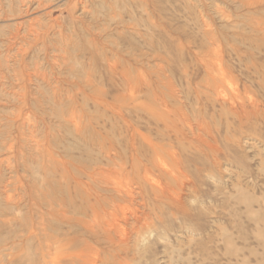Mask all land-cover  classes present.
<instances>
[{"label": "rangeland", "instance_id": "1", "mask_svg": "<svg viewBox=\"0 0 264 264\" xmlns=\"http://www.w3.org/2000/svg\"><path fill=\"white\" fill-rule=\"evenodd\" d=\"M40 1L0 0V263L264 264V0Z\"/></svg>", "mask_w": 264, "mask_h": 264}, {"label": "bare ground", "instance_id": "2", "mask_svg": "<svg viewBox=\"0 0 264 264\" xmlns=\"http://www.w3.org/2000/svg\"><path fill=\"white\" fill-rule=\"evenodd\" d=\"M27 1V0H26ZM40 1V0H39ZM109 1V0H108ZM136 1V0H135ZM205 1V0H204ZM41 2V1H40ZM73 2V1H72ZM117 2V1H116ZM138 2V1H137ZM251 2V1H250ZM263 2V1H262ZM48 3V2H47ZM50 3V2H49ZM23 4V3H22ZM62 4H63V2H62ZM65 4V3H64ZM184 4V3H183ZM182 4V5H183ZM194 4V3H193ZM205 4V3H204ZM71 5V4H70ZM75 5V4H74ZM83 6H84V4H82ZM61 6V5H60ZM81 6V5H80ZM189 6V5H188ZM218 6H220V5H218ZM247 6H249V5H247ZM43 7V6H42ZM158 7V6H157ZM84 8V7H83ZM162 8V7H161ZM55 9V8H54ZM91 9V8H90ZM40 10V9H39ZM84 10V9H83ZM89 10V9H88ZM165 10V9H164ZM188 10H190V9H188ZM222 10V9H221ZM247 10H248V8H247ZM51 11V10H50ZM49 11V12H50ZM68 11V10H67ZM119 11V10H118ZM196 11V10H195ZM207 11V10H206ZM223 11V10H222ZM23 12V11H22ZM129 12V11H128ZM131 12V11H130ZM191 12V11H190ZM216 12V11H215ZM46 13V12H45ZM144 13V12H143ZM160 13V12H159ZM163 13V12H162ZM192 13V12H191ZM238 13V12H237ZM245 13V12H244ZM262 13V12H261ZM26 14V13H25ZM204 14V13H203ZM239 14V13H238ZM126 15V14H125ZM249 15V14H248ZM252 15V14H251ZM254 15H256V14H254ZM155 16V15H154ZM201 16V15H200ZM100 17H102L101 15H100ZM207 17V16H206ZM226 17V16H225ZM143 18V17H142ZM158 18V17H157ZM167 18V17H166ZM175 18V17H174ZM214 18V17H213ZM7 19V18H6ZM23 19V18H22ZM226 19V18H225ZM262 19V18H261ZM227 20V19H226ZM114 21V20H113ZM126 21V20H125ZM242 21V20H241ZM37 22V21H36ZM188 22V21H187ZM205 22V21H204ZM246 22V21H245ZM61 23V22H60ZM151 23V22H150ZM215 23V22H214ZM221 23V22H220ZM15 24V23H14ZM210 24V23H209ZM230 25V24H229ZM20 26V25H19ZM22 26V25H21ZM129 26V25H128ZM133 26V25H132ZM211 26V25H210ZM26 27V26H25ZM115 27V26H114ZM235 27V26H234ZM256 27V26H255ZM138 28V27H137ZM162 28V27H161ZM193 28V27H192ZM262 28H263V26H262ZM17 29V28H16ZM19 29V28H18ZM166 29V28H165ZM216 29V28H215ZM226 29V28H225ZM75 30V29H74ZM91 30V29H90ZM208 30V29H207ZM234 30V29H233ZM248 30V29H247ZM250 30V29H249ZM11 31V30H10ZM65 31V30H64ZM177 31V30H176ZM21 32V31H20ZM169 32V31H168ZM119 33V32H118ZM143 32H141V34H142ZM27 34V33H26ZM29 34V33H28ZM165 34V33H164ZM200 34V33H199ZM120 35V34H119ZM145 35V34H144ZM237 35V34H236ZM253 35V34H252ZM84 36V35H83ZM98 36V35H97ZM100 36V35H99ZM191 36V35H190ZM209 36V35H208ZM21 37V36H20ZM99 38V37H98ZM191 38V37H190ZM116 39V38H115ZM114 39V40H115ZM133 39V38H132ZM166 39V38H165ZM249 39V38H248ZM9 41H11V40H9ZM100 41V40H99ZM177 41V40H176ZM187 41V40H186ZM199 41V40H198ZM204 41H205V39H204ZM14 42V41H13ZM145 42V41H144ZM169 42H170V40H169ZM200 42V41H199ZM250 42V41H249ZM55 43V42H54ZM156 43V42H155ZM201 43V42H200ZM205 43V42H204ZM72 44V43H71ZM220 44V43H219ZM245 44V43H244ZM24 45V44H23ZM41 45V44H40ZM39 45V46H40ZM169 45V44H168ZM248 45V44H247ZM126 46V45H125ZM130 46V45H129ZM148 46V45H147ZM161 46H162V43H161ZM74 47V46H73ZM83 47V46H82ZM134 47V46H133ZM171 47V46H170ZM182 47V46H181ZM135 48V47H134ZM99 49H100V47H99ZM174 49V48H173ZM19 50V49H18ZM132 50H134V49H132ZM160 50V49H159ZM116 51V50H115ZM128 51V50H127ZM145 51V50H144ZM164 51V50H163ZM166 51V50H165ZM196 51V50H195ZM201 51V50H200ZM246 51V50H245ZM97 52V51H96ZM105 52H107L106 50H105ZM117 52V51H116ZM126 52V51H125ZM141 52V51H140ZM139 52V53H140ZM177 52V51H176ZM250 52V51H249ZM252 52V51H251ZM173 53V52H172ZM197 53V52H196ZM208 53V52H207ZM68 54V53H67ZM76 54V53H75ZM128 54V53H127ZM153 54V53H152ZM191 54V53H190ZM240 54V53H239ZM143 55V54H142ZM156 55V54H155ZM167 55V54H166ZM169 55V54H168ZM206 55V54H205ZM101 56H103V55H101ZM108 56V55H107ZM149 56V55H148ZM143 57H144V55H143ZM159 57V56H158ZM108 58V57H107ZM131 58V57H130ZM160 58V57H159ZM177 58V57H176ZM203 58V57H202ZM109 59V58H108ZM204 59V58H203ZM241 59V58H240ZM114 60V59H113ZM122 60V59H121ZM124 60V59H123ZM145 60V59H144ZM148 60V59H147ZM160 60V59H159ZM200 60V59H199ZM229 60V59H228ZM127 61V60H126ZM192 61H194V60H192ZM55 62V61H54ZM66 62V61H65ZM96 62V61H95ZM111 62V61H110ZM137 62V61H136ZM116 63V62H115ZM195 63V62H194ZM210 63V62H209ZM166 64V63H165ZM206 64V63H205ZM249 64V63H248ZM125 65V64H124ZM144 65V64H143ZM215 65V64H214ZM197 66V65H196ZM134 67H136V66H134ZM212 67H213V65H212ZM197 68V67H196ZM205 68V67H204ZM261 68V67H260ZM97 69V68H96ZM119 69V68H118ZM199 69V68H198ZM64 70V69H63ZM209 70V69H208ZM242 70V69H241ZM240 71V70H239ZM34 72V71H33ZM60 72V71H59ZM104 72V71H103ZM47 73V72H46ZM205 73V72H204ZM208 73V72H207ZM210 73V72H209ZM67 74V73H66ZM93 74V73H92ZM202 74H203V72H202ZM35 75V74H34ZM58 74H56V76H57ZM108 75V74H107ZM110 75V74H109ZM60 76H62V75H60ZM208 76V75H207ZM251 76V75H250ZM109 77H111V76H109ZM128 77V76H127ZM113 78V77H112ZM111 78V79H112ZM125 78V77H124ZM135 78V77H134ZM209 78V77H208ZM248 78V77H247ZM74 79V78H73ZM108 79V78H107ZM245 79V78H244ZM243 79V80H244ZM255 79H256V77H255ZM90 80V79H89ZM97 80V79H96ZM104 80V79H103ZM62 81V80H61ZM81 81V80H80ZM79 81V82H80ZM109 81V80H108ZM133 81V80H132ZM137 81V80H136ZM232 81V80H231ZM48 82V81H47ZM71 82V81H70ZM86 82V81H85ZM139 82V81H138ZM243 82V81H242ZM87 83V82H86ZM61 84V83H60ZM91 84V83H90ZM95 84H97V83H95ZM218 84V83H217ZM216 84V85H217ZM59 85V84H58ZM92 85V84H91ZM134 85H136V84H134ZM239 86V85H238ZM246 86V85H245ZM252 86V85H251ZM64 88V87H63ZM128 88V87H127ZM134 88V87H133ZM211 88V87H210ZM82 89V88H81ZM84 89V88H83ZM125 90V89H124ZM218 90V89H217ZM237 90V89H236ZM239 90V89H238ZM73 91V90H72ZM220 91V90H219ZM56 92V91H55ZM94 92V91H93ZM101 92V91H100ZM226 92V91H225ZM60 93V92H59ZM74 93V92H73ZM96 94H98V93H96ZM214 94V93H213ZM223 94V93H222ZM65 95V94H64ZM106 95V94H105ZM254 95V94H253ZM89 96V95H88ZM96 96V95H95ZM59 97V96H58ZM73 97V96H72ZM257 97V96H256ZM70 98V97H69ZM224 98V97H223ZM227 98V97H226ZM237 98V97H236ZM64 99V98H63ZM130 99V98H129ZM207 99V98H206ZM243 99V98H242ZM76 100V99H75ZM250 100V99H249ZM66 102V101H65ZM96 102V101H95ZM115 102V101H114ZM131 102V101H130ZM168 102V101H167ZM207 102V101H206ZM210 102V101H209ZM129 103V102H128ZM229 103V102H228ZM108 104V103H107ZM135 104V103H134ZM193 104V103H192ZM220 104V103H219ZM235 104V103H234ZM112 105V104H111ZM120 105V104H119ZM171 105V104H170ZM77 106V105H76ZM103 106H105V105H103ZM122 106V105H121ZM130 106V105H129ZM140 106H141V104H140ZM143 106V105H142ZM225 106H227V105H225ZM175 107V106H174ZM191 107V106H190ZM121 108V107H120ZM135 108V107H134ZM166 108V107H165ZM217 108H219V107H217ZM227 108V107H226ZM233 108V107H232ZM105 109V108H104ZM130 109V108H129ZM141 109V108H140ZM145 109V108H144ZM176 109V108H175ZM263 109V108H262ZM57 110V109H56ZM163 110V109H162ZM178 111V110H177ZM24 112V111H23ZM128 112V111H127ZM142 112V111H141ZM204 112V111H203ZM153 113V112H152ZM163 113V112H162ZM168 113V112H167ZM180 113V112H179ZM184 113V112H183ZM24 114V113H23ZM28 114V113H27ZM41 114V113H40ZM131 114V113H130ZM241 114H242V112H241ZM88 115V114H87ZM152 116H153V114H152ZM170 116V115H169ZM250 116V115H249ZM131 117V116H130ZM174 117V116H173ZM182 117V116H181ZM58 118V117H57ZM163 118H164V115H163ZM186 118V117H185ZM246 118V117H245ZM256 118V117H255ZM61 119V118H60ZM59 119V120H60ZM79 119V118H78ZM167 119V118H166ZM214 119V118H213ZM67 120V119H66ZM71 120V119H70ZM228 120V119H227ZM263 120V119H262ZM27 121V120H26ZM82 121V120H81ZM122 121V120H121ZM124 121V120H123ZM126 121V120H125ZM165 121V120H164ZM181 121V120H180ZM226 121V120H225ZM11 122V121H10ZM90 122V121H89ZM177 122H179V121H177ZM184 122V121H183ZM243 122V121H242ZM245 122V121H244ZM29 123V122H28ZM42 123V122H41ZM140 123V122H139ZM171 123V122H170ZM201 123V122H200ZM232 123V122H231ZM11 124V123H10ZM66 124V123H65ZM87 124V123H86ZM164 124V123H163ZM181 124V123H180ZM194 124V123H193ZM244 124H246V122L244 123ZM263 124V123H262ZM26 125V124H25ZM77 125V124H76ZM133 125V124H132ZM157 125V124H156ZM169 125V124H168ZM35 126V125H34ZM136 126V125H135ZM180 126V125H179ZM203 126V125H202ZM201 126V127H202ZM209 126V125H208ZM249 126V125H248ZM247 126V127H248ZM258 126V125H257ZM162 127V126H161ZM166 127V126H165ZM170 127H172V126H170ZM181 127V126H180ZM80 128V127H79ZM163 128V127H162ZM103 129V128H102ZM188 129V128H187ZM229 129H230V127H229ZM245 129V128H244ZM252 129V128H251ZM262 129V128H261ZM260 129V130H261ZM9 130V129H8ZM135 130V129H134ZM142 130V129H141ZM159 130V129H158ZM167 130V129H166ZM206 131V130H205ZM143 132H145V131H143ZM156 132V131H155ZM177 132V131H176ZM225 132V131H224ZM240 132V131H239ZM252 132V131H251ZM10 133V132H9ZM106 133V132H105ZM163 133V132H162ZM179 133V132H178ZM81 134V133H80ZM257 134V133H256ZM8 135V134H7ZM166 135V134H165ZM238 135V134H237ZM102 136V135H101ZM148 136V135H147ZM168 136H170L169 134H168ZM175 136V135H174ZM184 136V135H183ZM211 136V135H210ZM225 136V135H224ZM223 136V137H224ZM258 136H260V135H258ZM110 137V136H109ZM117 137V136H116ZM121 137V136H120ZM153 137V136H152ZM177 137V136H176ZM213 137V136H212ZM104 138V137H103ZM113 138V137H112ZM112 138H110V139H112ZM151 138V137H150ZM178 138H179V136H178ZM93 139V138H92ZM135 139V138H134ZM138 139V138H137ZM177 139V138H176ZM180 139V138H179ZM33 140V139H32ZM88 140V139H87ZM96 140V139H95ZM128 140V139H127ZM157 140V139H156ZM188 140V139H187ZM132 141V140H131ZM227 141V140H226ZM190 142V141H189ZM88 143V142H87ZM193 143V142H192ZM188 144V143H187ZM5 145V144H4ZM143 145V144H142ZM179 145V144H178ZM196 145V144H195ZM131 146V151H132V153H130V156H129V161L132 163L131 164V167H130V169H132V170H134L135 171V166L134 165H136L135 164V162L136 163H138L139 162V160L138 159H140V158H138L137 156H136V154H135V152H134V146H132V144L130 145ZM148 146V145H147ZM155 146V145H154ZM6 147V146H5ZM149 147V146H148ZM158 147V146H157ZM189 147V146H188ZM214 147H215V145H214ZM117 148V147H116ZM141 148V147H140ZM145 148V147H144ZM147 148V147H146ZM217 148V147H216ZM239 148V147H238ZM2 149H4V148H2ZM39 149V148H38ZM88 149V148H87ZM99 153H100V155H103V157L106 159V161L110 164V166L111 165H115L116 164V161L117 160H119V155L117 154V152H116V150L113 148V146H111V145H106L105 143L104 144H101L100 146H99ZM190 149V148H189ZM212 149V148H211ZM8 150V149H7ZM11 150V149H10ZM122 150V149H121ZM150 150H151V148H150ZM153 150V156L155 155H159L158 154V151H157V149H152ZM197 150V149H196ZM83 151H84V149H83ZM130 151V152H131ZM136 151V150H135ZM160 151V150H159ZM177 151V150H176ZM215 151V150H214ZM138 152V151H137ZM23 153V152H22ZM41 153V152H40ZM123 153V152H122ZM203 153V152H202ZM42 154V153H41ZM91 154V153H90ZM163 154V153H162ZM182 155V154H181ZM43 156V155H42ZM150 156V155H149ZM122 157V156H121ZM150 157H152V156H150ZM149 157V158H150ZM206 157V156H205ZM24 158V157H23ZM42 158V157H41ZM47 158V157H46ZM85 158V157H84ZM87 158V157H86ZM156 158V157H155ZM157 158H158V156H157ZM178 158V157H177ZM176 158V159H177ZM92 159V158H91ZM96 159V158H95ZM148 159V158H147ZM205 159V158H204ZM61 160H63V159H61ZM121 160V159H120ZM136 160H138V162L136 161ZM150 160V159H149ZM147 161L146 163H148V162H150L151 164H149V166H151V165H154L155 166V164H156V162L154 161V159H152L151 158V160L150 161ZM64 161V160H63ZM86 161V160H85ZM98 161V160H97ZM100 161V160H99ZM122 161H123V159H122ZM128 161V160H127ZM159 161V160H158ZM174 162V161H173ZM21 163V162H20ZM90 163V162H89ZM118 163V162H117ZM142 162H140V164H141ZM146 163H144V164H146ZM160 163V162H159ZM120 164V163H119ZM64 165V164H63ZM84 165V164H83ZM127 165V164H126ZM160 165H162V163H160ZM14 166V165H13ZM106 166H109L108 164L106 165ZM144 166V165H143ZM146 166V165H145ZM144 166V167H145ZM83 167H86V166H83ZM89 166H87L86 167V169H85V173L83 174V175H85L86 176V178L88 179V181L90 180V181H94V179H95V177H101L102 175H103V173H104V170L101 168V169H99L98 167V170H97V168H96V170H95V168L94 169H92V170H90V168H91V166H90V168H88ZM113 167V166H112ZM136 167H137V165H136ZM143 167V168H144ZM147 167V166H146ZM145 167V169H144V171L145 170H149L148 168H146ZM153 167V166H152ZM151 167V168H152ZM161 167V166H160ZM216 167V166H215ZM108 168V167H107ZM154 168V167H153ZM139 169V168H138ZM105 170H107V169H105ZM126 170H128V169H126ZM131 170V171H132ZM178 170V169H177ZM208 170V169H207ZM26 171V170H25ZM75 171V170H74ZM80 171H82V169L80 170ZM110 171V170H109ZM137 171V170H136ZM135 171V172H136ZM174 171V170H173ZM82 172H84V171H82ZM123 172V171H122ZM140 172V171H139ZM175 173H176V171H174ZM180 172V171H179ZM208 172V171H207ZM68 173V172H67ZM183 173V172H182ZM116 174V173H115ZM136 174V173H135ZM179 174H181V173H179ZM65 175V174H64ZM76 175V174H75ZM164 175V174H163ZM175 175V174H174ZM185 175V174H184ZM183 176V175H182ZM69 177V176H68ZM105 177V176H104ZM170 177V176H169ZM176 177H178V176H176ZM184 177V176H183ZM197 177V176H196ZM27 178V177H26ZM138 178H139V176H138ZM173 179H175L174 177H172ZM86 179V180H87ZM171 179V178H170ZM184 179V178H183ZM183 179H181L182 181H183ZM102 180V179H101ZM172 180V179H171ZM185 180V179H184ZM196 180V179H195ZM87 181V182H88ZM106 181V180H105ZM135 181H136V179H135ZM141 181V180H140ZM179 181V180H178ZM62 182V181H61ZM108 182V181H107ZM112 182V181H111ZM138 182V181H137ZM39 183V182H38ZM149 183V182H148ZM164 183V182H163ZM54 184V183H53ZM67 184V183H66ZM78 184H79V182H78ZM81 184V183H80ZM79 184V185H80ZM154 184V183H153ZM179 184V183H178ZM64 185V184H63ZM71 185V184H70ZM74 185V184H73ZM83 185V184H82ZM141 185V184H140ZM152 185V184H151ZM166 185V184H165ZM168 185V184H167ZM199 185V184H198ZM15 186V185H14ZM177 186V185H176ZM46 187V186H45ZM185 187H186V185H185ZM14 188V187H13ZM37 188V187H36ZM43 188V187H42ZM64 188V187H63ZM85 188V187H84ZM89 188V187H88ZM107 188V187H106ZM110 188H111V185H110ZM143 188H144V186H143ZM158 188V187H157ZM15 189V188H14ZM44 189H46V188H44ZM80 189V188H79ZM95 189V188H94ZM191 189V188H190ZM26 190V189H25ZM76 190H78V189H76ZM136 190V189H135ZM155 190H157V189H155ZM164 190V189H163ZM180 190V189H179ZM188 190V189H187ZM47 191V190H46ZM69 191V190H68ZM74 192V191H73ZM83 192V191H82ZM92 192V191H91ZM136 192H138V191H136ZM162 192V191H161ZM160 192V193H161ZM178 192V191H177ZM176 192V193H177ZM198 192V191H197ZM89 193V192H88ZM97 193V192H96ZM101 193V192H100ZM75 194V193H74ZM112 194V193H111ZM179 194V193H178ZM36 195V194H35ZM39 195V194H38ZM41 195V194H40ZM43 195V194H42ZM45 195V194H44ZM107 195V194H106ZM116 195H117V193H116ZM141 195V194H140ZM146 195V194H145ZM162 195V194H161ZM75 196V195H74ZM73 196V197H74ZM1 197V196H0ZM39 197V196H38ZM76 197V196H75ZM89 197V196H88ZM101 197V196H100ZM8 198V197H7ZM85 198V197H84ZM90 198V197H89ZM143 198V197H142ZM155 198V197H154ZM159 198V197H158ZM77 199V198H76ZM101 199H103V198H101ZM178 199V198H177ZM41 200V199H40ZM74 200V199H73ZM108 200V199H107ZM110 200V199H109ZM141 200V199H140ZM27 201V200H26ZM176 201V200H175ZM173 202V201H172ZM171 202V203H172ZM24 203V202H23ZM33 203H34V201H33ZM147 203V202H146ZM170 203V204H171ZM13 204V203H12ZM37 204V203H36ZM39 204V203H38ZM57 204V203H56ZM86 204V203H85ZM169 204V203H168ZM173 204V203H172ZM175 204V203H174ZM173 204V205H174ZM107 205H108V203H107ZM177 205V204H176ZM37 205H35V207H36ZM61 206V205H60ZM83 206V205H82ZM92 206V205H91ZM109 206V205H108ZM166 206V205H165ZM2 207V206H1ZM0 207V208H1ZM87 207H89V206H87ZM87 207H85V208H87ZM53 208V207H52ZM69 208V207H68ZM84 208V207H83ZM98 208V207H97ZM96 208V209H97ZM42 209V208H41ZM66 209V208H65ZM16 210V209H15ZM50 210V209H49ZM69 210V209H68ZM85 210V209H84ZM90 210H91V208H90ZM98 210V209H97ZM59 211V210H58ZM61 211V210H60ZM102 211V210H101ZM91 212H93V211H91ZM90 212V213H91ZM63 213V212H62ZM88 213V212H87ZM46 214V213H45ZM61 214V213H60ZM109 214V213H108ZM185 214V213H184ZM101 215V214H100ZM180 215V214H179ZM98 216V215H97ZM149 216V215H148ZM93 217V216H92ZM156 217V216H155ZM99 218V217H98ZM109 218V217H108ZM86 219V218H85ZM51 220V219H50ZM49 220V221H50ZM111 221V220H110ZM148 221V220H147ZM39 222V221H38ZM79 222V221H78ZM77 222V223H78ZM81 222V221H80ZM150 222V221H149ZM101 223V222H100ZM43 224V223H42ZM93 224V223H92ZM82 225H83V223H82ZM96 225V224H95ZM43 227V226H42ZM86 227V226H85ZM109 227V226H108ZM107 227V228H108ZM101 228V227H100ZM105 228V227H104ZM118 228V227H117ZM48 230V229H47ZM137 230V229H136ZM96 231V230H95ZM102 231V230H101ZM119 232V231H118ZM117 234V233H116ZM25 235V234H24ZM99 235V234H98ZM119 235V234H118ZM12 236V235H11ZM109 236V235H108ZM42 237V236H41ZM120 237V236H119ZM103 238V237H102ZM106 238V237H105ZM108 238V237H107ZM112 238V237H111ZM96 240V239H95ZM25 241V240H24ZM115 242V241H114ZM124 242V241H123ZM128 242V241H127ZM118 244V243H117ZM123 244H125V243H123ZM44 245V244H43ZM104 245V244H103ZM116 245V244H115ZM127 245V244H126ZM2 246V245H1ZM119 246V245H118ZM51 247V246H50ZM127 247V246H126ZM128 248V247H127ZM4 249V248H3ZM95 249V248H94ZM18 251V250H17ZM52 251V250H51ZM49 252V251H48ZM119 252V251H118ZM131 253V252H130ZM12 254V253H11ZM79 254V253H78ZM7 255H8V253H7ZM101 256V255H100ZM119 256V255H118ZM3 258V257H2ZM94 258V257H93ZM5 259V258H4ZM49 259V258H48ZM95 259V258H94ZM1 260V259H0ZM109 260V259H108ZM126 260V259H125ZM80 261V260H79ZM123 262V261H122ZM127 262V261H126ZM1 264V263H0ZM19 264V263H18Z\"/></svg>", "mask_w": 264, "mask_h": 264}]
</instances>
